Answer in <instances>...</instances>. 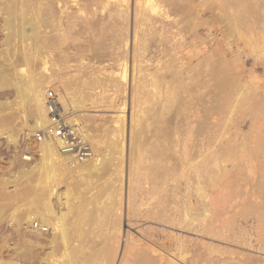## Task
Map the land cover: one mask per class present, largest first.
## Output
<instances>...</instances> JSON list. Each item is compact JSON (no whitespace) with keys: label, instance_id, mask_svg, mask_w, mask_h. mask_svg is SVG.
I'll return each instance as SVG.
<instances>
[{"label":"bare ground","instance_id":"6f19581e","mask_svg":"<svg viewBox=\"0 0 264 264\" xmlns=\"http://www.w3.org/2000/svg\"><path fill=\"white\" fill-rule=\"evenodd\" d=\"M164 1L162 0V3L160 4L159 0H134V5H135L134 11L135 13H141L142 15L144 14L146 15L145 12L147 11L149 12V10H152L153 12L157 13V10L161 8L160 5L168 2V0L167 2L166 0ZM247 1L248 0H228L227 1L228 3L226 2L230 10L232 8H234V10L236 9V11H238L237 8H241L242 10L241 14L239 12L240 17L238 16L230 17V15H228L227 17L221 18L223 21L226 22L230 30H235L236 28H238L237 26H241L245 22L247 23V21H249L247 20L248 16L252 15L253 13L255 17L256 15L260 16V14L262 16V13L264 11L263 10L261 11L260 9L262 6H264V3H258L260 2V0L259 1L255 0L256 1V5H255V2L254 4L252 3L253 0L252 1L249 0L251 3L250 2L247 3ZM172 3L173 2H168L169 6ZM70 4L72 6H75L77 10L74 9V11H72ZM113 6L116 8V9L114 8L115 12L119 14L120 13L123 14L121 18L117 16V14H115L116 15V16L114 15L115 19L116 17H119V19H121L120 21H123L122 18L126 16V14L128 15L129 8H131V0H0V29H1L0 33L3 36L2 38L3 43H1L2 50L0 49V86H1L0 88H2L3 90L4 87L2 86H5L7 89H10V93L16 94V97H14V99L16 98L15 102L18 101L21 105H23V106H19L18 104V107L23 108L27 104L31 106L30 107L31 113L28 112L29 113L28 116L29 119L30 116H32V118L34 119L32 121H35V124L32 127L28 128L29 132L25 134L26 135L25 137L30 135H36L37 132H39L40 130H44V128L49 123L50 112L45 97L46 87L44 88L43 86L39 85L38 84L39 81H37L35 77H30L32 76L31 72H30L31 75L29 74L30 76H26L27 75L26 73L25 77L24 75L23 77H19L17 75L19 74L18 73L19 71L17 70L19 63L22 62L24 66H26L29 62L33 64L32 61L38 60L40 58L39 57L40 53L45 48H47L46 49L47 53H49L47 55L49 56L51 54L50 53L51 51H54L56 53L55 50L64 54L69 49V46H73V45L74 46L72 48L75 47L76 50L79 51L78 48L82 46L80 42L81 41L80 38L85 39V41L84 40L82 41H84L85 44H88V47L91 44L94 46V44L92 43L93 41L92 37L96 39L98 37L97 34L104 31L103 29L104 24L103 25L100 24V21H97L95 19L96 17L94 16H98L97 14L95 15L93 14L94 16L92 15V17H94L95 19L94 20V19H90L88 17L89 14L87 15L86 13L92 8L93 10L95 8L96 9L95 13L96 12L98 13L99 7H100L99 9L101 10L105 9L106 11V9L109 7L113 9ZM228 8H226L224 5V10L225 9L227 10L226 12H228ZM110 12L111 10H109V12L107 13L110 14ZM234 13L232 15H234ZM91 14L92 12L90 13V15ZM236 14H238V12H236L235 15ZM140 15L135 14L136 17L135 22H137L136 21L137 16ZM241 15H243L242 18ZM252 16L250 19L254 18L252 19L254 20L253 22L257 24L258 21V24L261 25L262 28H264L263 27L264 23H262L264 22V18L260 16L261 18L259 17L258 19V17H256L257 20H255L256 18ZM109 18L111 19V17H108L107 18L108 20L105 19V24L107 23L109 25L108 23V21L110 20ZM128 19L125 18V21ZM259 20L263 25L260 23ZM111 21L113 23L114 20ZM249 22L248 25L249 24L252 25L253 22L252 23ZM117 24L119 23L117 22ZM248 25H246L245 27H248ZM256 26L255 29L257 28L262 30L261 26L258 27ZM140 27H142V25ZM241 27L243 28V25ZM245 27L243 28V30H245ZM108 29L110 30L109 27ZM239 29L240 28H238V30ZM139 30L141 31V29ZM260 30H258V32ZM256 35L258 37L259 34ZM101 37L99 38L101 39ZM257 37L256 39L259 38ZM70 40L72 43L69 42ZM261 40L263 39H260L256 42L257 45L258 42ZM18 43H22L25 46L26 52L25 53L23 52L24 54L22 55L19 53L17 54L18 51L16 50V48L18 46ZM70 43L73 45H70ZM78 43L80 45H78ZM261 44L262 43L260 42V45ZM263 45L264 44H262L261 46ZM85 47H87V45ZM82 48L84 49V47ZM103 48L105 47L103 46ZM108 49H110V47ZM76 50L75 52H77ZM71 52L75 53L70 50V52H68L70 54L68 53L67 54L71 55ZM111 53L114 54L112 51ZM43 54H45V52ZM209 55L208 56L211 57L210 53ZM54 56L56 58V55ZM63 56H58V57L62 58ZM80 56L81 55H79L78 57ZM98 56H101V58L103 57L102 54ZM99 59H97L98 62H100ZM87 60H90L89 57ZM205 60L209 61L210 59L207 57ZM48 61L49 59L47 58L46 61L47 68H45V63L43 64L41 59V63L42 65H44V67L42 68H45L44 70L45 71L47 70V72H49L48 64L50 62ZM70 61H67L66 63ZM72 61H75V59L73 60L72 58ZM168 65H166V67H168ZM30 66L31 64L29 65V67ZM37 66L35 67L37 68ZM33 67L34 66L30 68ZM123 69L124 71L122 70L123 73H121L123 74L122 78L126 80L127 79L126 74L129 71L127 72V66H125ZM38 74H40V72ZM38 78L40 79V77ZM81 78L79 81L82 82V86L81 85L80 86L81 88L83 87L82 93H84L83 94L84 96L82 95L83 97L82 96H81L82 98L80 97L82 99L81 103H83L80 105L82 106L84 105L85 102H88V100L90 101V97L86 93L87 92L86 90H88V88H91V90H93L92 88L94 87L95 84L93 83L94 85L93 84L91 85L90 83H88L91 80H88L87 82V80L82 81ZM95 78L97 80V76L92 78L93 82ZM99 78L97 80L98 85L100 81ZM103 81H105V78ZM98 85L96 83V86ZM120 86L121 88H123L122 85ZM177 87L175 89L179 88ZM187 87H189V84ZM183 89L182 90L180 89V91H182L181 92L182 94L184 93L183 91L186 88L184 90ZM90 92L91 91H89V94ZM180 94L177 93L179 103H181V100L179 99ZM171 95L173 96L168 97L170 99L169 103L167 101L166 102L169 104V106L174 103L173 106L176 105V107L178 108L177 104L179 105V103L175 104L177 101V96L175 97L174 96L175 94L172 93ZM172 98H176V99L173 100ZM61 100L63 101V99ZM171 100L174 102L172 103ZM72 101L71 103L67 99L63 101V107L66 112L69 109H72L73 106L75 107V105H78V102L73 105ZM5 102H3V104H5ZM12 103H14V101L7 103V105H9L8 106L9 109L4 108L5 106L7 107V105H3L2 103H0V120L1 117L4 116V115L2 116V111H4L5 109L6 112H3L4 114L9 113V111L11 112L10 118L15 112L18 113V111L22 109L20 108L16 110V108H18L16 106L15 111H13L14 107L13 110L11 109V107L15 103L13 105ZM1 104L4 107H2ZM161 104L160 106L162 107ZM165 105L167 106V104ZM173 106H171L172 108L167 106L166 109H164L165 108L164 107L163 108L164 110L161 109V112H158L157 110H155V112H152L151 116L149 115L150 116L149 120L144 122L143 127L141 126L140 128L141 130L139 129V132L136 131V135L137 132L139 133L138 138L136 135H132L130 133L132 135L130 147L134 152L133 154L132 153L131 154L132 155L135 154V157L131 158L134 166L132 165L133 168L131 167L132 169L130 172V180H129L130 188L128 189V191L132 199H130L131 204L129 205L128 203L129 206L126 213V221L128 224L132 223L138 225L139 223H143V225L142 224L140 226L138 225L140 228L141 227L144 228L142 230L143 233L145 232L144 235L142 234V237L144 236L143 238L136 239L135 236L129 233L127 234V236L123 235V208H121V206H123L121 204L123 201L122 202L119 201L120 198L118 200V197L122 196V194L120 193L122 192L121 190L122 187L120 188L121 185L117 186V182H118L117 179L120 178L119 173L118 174L116 173L119 176L118 177L115 176L116 180L114 181L113 184L110 182L111 185L108 186L105 182V186L106 185L107 186L106 187L104 186L103 189L101 188L102 190L101 191L99 190L100 192H98V194L94 193V196H91L93 192L90 186L92 187L93 183L95 185L97 183L91 182L92 184H89L87 183L89 181L85 182L86 186L85 188H83L84 190L82 189L81 194L82 193L83 195L87 194L88 196L90 194L91 195L89 197L85 196L83 198H81L82 196H79L78 199L81 198L79 203L76 202L78 196L76 197L75 193L77 192H74L75 196L72 195L73 193L72 194L70 193V195L67 194L68 196H65L66 201L64 202L61 201V197H59L60 194H57L58 193L57 188L58 185L61 183L62 179H66L69 176L76 177V175L77 176L83 175L82 176L83 178L84 176L87 177L91 175L97 176L94 173H98L99 171L102 172L103 169L106 170L109 167H112V165H114V162L116 160L115 158V155L117 154L116 150H119L121 148L120 146L121 144L119 143L120 141L119 140L116 141L115 144L112 146L113 151L110 154L111 157L108 155L109 159H107V161H106L107 157H105L106 155H104L106 152L105 150H101L99 152L100 153L99 155L103 154L102 155L103 157H101V159L96 158V156L99 155H95V157H93L92 159L81 161L75 158L74 156L66 155L62 153L60 148L61 146L60 141L54 138L51 134H47V137L42 138L40 143L38 144L39 145L38 152L40 154L39 156L41 157L40 164L38 163L39 164V165L37 164L38 166L36 165L34 168H31L30 169L31 171H29V169L28 170L25 169L26 167L22 168L18 172V177H16V175H12L16 177L15 179L16 185H14L15 187L14 190L10 191L11 189L9 187V184L12 185V183L14 182V178L12 181H9L11 179L8 180V176L10 174L6 176L7 179H5L4 176H2V178L0 177V264H210V263L227 264V260H224L223 258L220 257L225 256V254L226 253L228 254L229 251L220 250L221 245L218 246L220 248V249L218 248L219 249L218 250L217 247L212 245L214 242L210 244L211 241H215L217 238L220 239L221 236L219 237L220 233L218 232V230H216L217 229L216 227L215 229L213 226L214 230H211V224L209 222V217L211 214L209 205L211 203L209 202L210 195L207 188L210 157H211V152L213 153L211 148L213 147L212 145L215 143H219V144L223 143V135H222L223 120L220 118L219 121L217 122V128L213 129L214 126L213 124H211V120L209 117L210 115L209 112L211 110H209L207 106L204 108V110L200 112V115H198L199 113L195 114L193 112L188 111V113L184 114L186 115L185 118H180L181 114L179 113V110L182 109L183 111H185V109L180 108L177 110ZM180 106L185 107V105L183 104L182 105L180 104ZM151 109H153V106ZM150 112L151 110L149 111V113ZM26 113L23 114L25 115ZM7 115L8 114H6L5 116L8 117L9 115L8 116ZM15 115L16 114H14L13 117H15ZM145 115H147V112ZM146 117L148 119V116ZM195 124H197V126H195ZM211 126H213V128ZM178 130H183V135L186 137V139L182 140L181 142L184 152V155L182 154V158L178 154V148L180 146V136L178 135ZM242 132L243 134H245L243 146L246 149H251V147L253 146V145L251 146V137H250L251 133L246 134L244 130ZM115 135H117V133ZM142 135H144V138L142 137ZM2 136L4 135L3 132H1L0 130V137ZM14 136L15 138L17 137L16 135ZM140 136L142 137L141 139ZM8 138H9L8 140H10V143L14 142L15 140L12 137V134L8 135ZM97 150H99V147ZM23 160H31V159L28 156V157H24ZM23 160H21V162ZM130 161L129 163H131ZM109 170H110L109 172L110 175L112 172L110 168ZM109 170L106 171L108 172ZM7 171L5 174H7ZM14 171L12 170V172ZM9 173L11 172L9 171ZM114 173L115 171L111 174L112 176L110 177H113ZM98 175L100 176V174ZM99 176H97V178H99ZM102 177L103 179L105 178L104 176ZM93 178H89V179L92 180ZM262 179H264V176ZM112 180L113 179H111V181ZM101 182L103 181H100V184ZM118 183H120V180ZM72 189H74V187ZM79 191L81 190L79 189ZM257 191L260 192L258 193L260 196L263 195L264 197V181L258 184ZM261 201L262 203L260 202L259 206L254 205L255 206L254 208H257L255 210L258 211V213L256 214L257 217L255 218L256 219L255 223H253L254 226L252 225L254 229L251 227V229L248 231L249 228L248 227L247 229L245 228L247 232L244 233V235H242V237L240 238L235 237L234 239H232L233 240L232 242L240 245L243 249L246 248L256 249L257 251L264 253V206H263L264 200L262 199ZM254 208H252V210ZM255 210L253 211L255 212ZM158 222H160V224ZM145 225H149V226L145 228L144 227ZM45 231H47L46 234L47 236H45L44 234ZM192 235L198 238L194 242H197V240L199 241V239L205 242L210 241L209 244H201L197 242L198 245L201 244L202 248L205 249L203 250L201 248L203 252L207 251L206 254L207 253L211 254L210 251L214 250L219 256L216 257L210 256V260L209 259L206 260V255H204L205 258L203 257L204 259L203 261H201L199 259L201 255H199L198 252L194 251L197 247L200 246L194 244V242L192 241L193 240ZM188 236L191 237V240L187 239ZM225 237L226 236H224V238ZM123 238L125 239L124 241L125 245H124L123 253H121L122 255L119 257L120 254L119 249L121 248L120 246L121 243L123 242L122 241ZM192 246L196 248L192 249L193 248ZM214 251L213 254L211 255H215ZM231 252L232 251H230V253ZM191 253L194 254L189 258V255H191ZM234 253H233V258L231 257L233 260L238 258V257L234 258V256H237V252L236 255H234ZM241 254H239L240 257H242ZM245 256L246 255L244 254V258ZM231 258L230 260H232ZM234 262H236V260H234ZM239 264H246V262L243 263V261H241L240 259Z\"/></svg>","mask_w":264,"mask_h":264},{"label":"rangeland","instance_id":"374dc122","mask_svg":"<svg viewBox=\"0 0 264 264\" xmlns=\"http://www.w3.org/2000/svg\"><path fill=\"white\" fill-rule=\"evenodd\" d=\"M159 1H160L159 3L161 4L162 0ZM227 1L228 0H172V1L168 0V2H173L171 4L173 6L171 5L169 6L166 0L167 3L160 5L161 8L160 9L158 8L159 10H157V13L159 15L156 12H153L152 10H149V12L146 10L148 13L145 12L146 15L145 14L142 15L141 13H135L134 0H131V8H129L130 13L128 12V15L126 14V16H124L127 19L129 18L128 20L130 21L128 20L125 21V18L124 17H123L124 19L122 18V20L125 22L126 25L124 24L123 21H120L121 19H119V17L121 18L123 14L121 13L119 14L115 12L114 6L113 9L111 7H109L110 9L107 8L106 11L105 9H103L104 11L99 9L100 8L99 7L98 13L97 12L95 13L96 9L94 8L93 10L92 8L88 12L87 11L85 12H87L86 13L87 15L89 14L88 17L90 19H94V17H96L95 19L97 21H100V24L102 25L104 24L103 25L104 31H102L103 30L102 29L101 30L102 32L98 34L96 33L98 35L97 38L100 39L99 37L102 36L101 39H103L104 41L92 37L93 40L92 43L94 44V46L91 44L93 47L91 45H90L91 47L90 46L88 47V44L84 43L85 39L80 38L81 40L80 42L82 46L78 48L79 49L78 51L76 50L75 47L72 48L74 45L71 44L72 42L70 40L69 41L71 42L70 45L73 46H69V49L73 52H75V50L77 51L75 53L71 52L72 57L71 55H68L70 54L68 53L70 52L69 49L67 50V52L65 51L66 53L64 54L55 50L56 53L58 52L61 55L58 53L57 55L54 51H51L50 52L51 54L49 56L47 55L49 54L47 53L46 50L47 48H45L42 51L43 53L45 52V54L41 52L39 55L40 61L37 58L38 60L32 61L33 64L31 62L28 63L29 65L31 64L30 67L32 66L35 67L38 64L39 66V67L37 66L38 69L35 67L37 70L34 67L30 68L29 65L27 64L29 67L28 68L26 64H25L26 66H24V64L20 62L17 68L19 74L17 75L19 77H23L24 75L25 77L26 73H27L26 76H30L32 74V76L30 77H35L37 81H39L38 82L39 85L43 86L44 88L46 87L45 94H47L49 91L55 92L58 100V108L60 113L63 116H65V118L69 123L72 124L76 123L83 129L85 135L93 144L95 155H99L100 154L99 152L101 150H105L106 152L104 155H106L105 157H107L106 158L107 161V159H109V156L111 157L110 154L113 151L112 146L115 144L116 141L118 140L120 141L119 143L121 145L119 143L118 144L121 146V148L119 150H116L117 154L115 155L116 160L114 162V165H112V167H109L112 173L115 171L113 175L114 178L110 177L112 176L111 175L112 173L109 175L110 172L109 168L106 169L109 170L108 172L105 169H103L104 172L99 171L98 173H94L97 176H99L98 174H100L99 178L93 175L88 176L89 178H93V177L95 178V179L93 178L92 180L89 179L87 176H84L83 178L82 177L83 175L81 176L79 175L80 178L77 175L76 177L69 176L72 182L69 179V177L66 179H62L61 183L63 185L61 183L58 185L57 194H60L59 197H61L62 202L66 201L65 196L70 195V193L71 194L73 193L72 194L73 196H75L76 194V197L78 196L76 202L79 203L81 198L85 196L89 197L91 195L90 194L88 196L87 194L86 195H83V193L81 194L82 189L85 188L86 186L85 182L89 181L87 182L89 184H92L93 182L98 184L95 185L93 183L92 187L90 186L93 192L91 196H94V193L98 194V192H100L104 188L105 182L108 186H110L111 183L113 184L114 181L116 180L115 176L118 177L120 175V178L117 179L118 182L120 180V183L117 182V186L121 185L120 188L122 187L121 188L122 192H120L122 196L118 197V200L120 198L119 201L121 202L123 201L122 203L120 202L123 205L121 206V208H123V235L127 236V234L129 233L135 236L136 239L143 238L144 236L142 237V234L144 235L145 232L143 233L142 231L144 229L143 227L141 228L139 227L141 224L143 225V223H139L138 226L137 224H132V223L128 224L126 221L127 209L128 206L131 204L130 199H132L128 191V189L130 188L129 185L130 172L134 166L131 158L135 157V154L132 155L134 152L130 147L131 138L132 135H136V131L139 132V129L141 128V126L143 127L144 122L149 120V117L151 116L152 112H155V110L161 112V109H163L164 107H165L164 109H166L167 106L168 107L173 106L174 101L172 100L171 102L173 104L171 102L170 103L172 105L169 106L168 104L170 101L168 97L173 96L171 95V93L175 94L174 96L176 97L177 93L180 94L182 92L180 91V89L182 90L183 88L184 89L186 88L187 89V90L185 89L186 91L183 89L184 95L182 93H181L182 95L181 94L179 95L180 96L179 99L181 100V103H179L178 101V96H177V101L175 100L176 101L175 104L179 103V105L177 104L178 108L176 107V105L173 106L177 110L180 108L185 109V111H183L182 109L179 110V113L181 114L180 118H185L186 115L184 114L188 113V111L193 112L195 114L199 113L198 115H200V112L204 110V108L207 106L209 110H211L209 112L210 113L209 117L211 120V124H213L214 126V128L213 126H211L213 129L217 128V122L219 121L220 118L223 120V131H222L223 143L222 144L215 143L212 145L213 147L211 146L213 153L211 152L209 175H208V186H207L210 195L209 202L211 203L209 205V209L211 213L209 217L211 230H214V228L216 227L217 229L216 228L215 229L218 230V232L220 233L219 237L220 236L221 237L220 239L217 238L215 241H211V242L210 241L205 242L200 239L199 241L197 240V242L201 244H209V242L210 244H212L214 242L212 245L217 247V249L219 248L218 246L221 245L222 247L220 246L221 248V249L219 248L220 250L229 251L228 254L226 253L227 252L226 251L225 256L220 257L223 258L224 260H227V264L229 263L239 264L240 259L241 261H243V263L246 262V264H264L263 261L264 253L259 252L256 249H250V248H249L250 250L247 248L243 249L240 245L232 242L233 241L232 239H234L235 237L240 238L242 237V235H244V233L247 232L245 228L247 229L248 227L249 228L248 231L251 229V227L253 228L254 226L253 223H255L256 220L255 218L257 217L256 214L258 213V211L255 210L257 208L254 207L259 206L260 202L262 203L261 200L262 199L264 200L263 195H261L262 196L261 197L258 194L260 192L257 191L258 184L264 181V179H262L264 176V170H263L264 168V164H263L264 163V45L261 46L262 44H264L263 43L264 31H262L264 30V28H262V26L258 24V21L257 24L254 23L253 22L254 20H252L254 18L250 19L252 15H253L252 17H255L253 13L247 18V20L249 21L252 20V21L250 22L247 21V23L245 22L246 24L245 23L242 24L243 28L246 25H248V22L249 23L253 22L252 25L249 24L250 26L248 25V27H245V30H243V28L241 27L242 25L237 26L238 28H240L239 30H241L239 31L238 28H236L235 30L237 32L235 30H230L226 22L223 21L221 18L227 17L228 15H230V17L231 16L240 17L239 15L241 14L242 10L241 8H237L238 11H236V9L234 10V8H232L233 11L232 9L230 10L227 6L228 3ZM249 2L250 1L248 0L247 3ZM254 2L256 5L255 0L252 1L253 4ZM258 3H264V2L263 0H260V2ZM224 5L226 8H228V12H226L227 11L226 9L224 10ZM70 7L72 11L76 9V7L72 6L71 4ZM262 7L260 10L264 11V6ZM109 10H111L110 12V14L112 13L111 15L107 13L109 12ZM234 11L235 13L238 12V14L235 15ZM91 12L92 14L90 15ZM233 13L234 15H232ZM263 13L262 16L260 14L262 18H264ZM93 14L94 15L97 14L99 17L94 16ZM115 14L119 16L116 17V19H115L116 16ZM135 14L137 15L141 14L140 16H137V20H136L137 22H135L136 19ZM92 15L94 17H92ZM243 15H241V18L243 17ZM149 16L151 19L149 18ZM260 16L256 15L258 19ZM108 17H111V19L109 18L110 19L109 21L111 23L108 21L109 25L107 23L105 24V19L108 20L107 19ZM111 20H114L113 23ZM255 20H257V18ZM117 22L119 24H117ZM254 24H256L257 26ZM141 25L142 27H140ZM255 26L256 27L261 26L262 30L257 28L256 30ZM108 27L110 28V30L108 29ZM139 29H141V31ZM134 30L135 32L137 30V32L135 33ZM258 30H260L261 32L260 31L258 32ZM119 32L123 37L120 35ZM256 34H259L258 37L260 39H263L258 42V45L256 42L260 39L257 37ZM109 37L110 38L112 37L111 38L112 40ZM256 37L258 39H256ZM2 38L3 36L0 33V49L2 48L1 43H3ZM260 42L262 43L261 45ZM79 43L78 45H80ZM22 45H23L22 43H18V46L16 45L17 46L16 50L18 51L17 54L19 53L22 55L26 52L25 46L23 45L24 47L23 48ZM86 45L87 47H85ZM103 46L106 48V50L105 48H103ZM82 47H84V49ZM109 47L110 49H108ZM111 51L114 54H112ZM88 52L89 54L90 53L91 54L89 55ZM98 53L102 54L103 57L101 58V56H98L100 55ZM209 53L211 54V57L213 55L215 59L213 57L212 58L215 61L211 57H209L210 56ZM77 54L78 56L79 55L81 56L78 57ZM54 55H56V58ZM58 56H63L62 58L64 60L61 57L59 58ZM88 57L90 60H87ZM205 57L206 58L208 57L210 60L209 61L205 60L206 59ZM47 58L51 62L50 64V62L48 61L49 72H47V70L46 71L44 70L45 68H47V64H46ZM72 58L73 60L75 59V61H72ZM76 58L78 61L76 60ZM41 59L43 64L45 63V68H42L44 67V65H42ZM97 59H99L100 62H98ZM67 61L70 62L66 63ZM166 65H168V67H166ZM125 66H127V72L129 71L126 74L127 75L126 80L122 78L123 74H121L123 73L122 70L124 71L123 68ZM39 72L40 74H38ZM83 73H85L86 75ZM36 76L40 77V79ZM95 76H97V80L100 77L99 78L100 86L98 85L96 78L94 79V82L92 81L93 80L92 78H94ZM80 78L82 81L87 80V82L88 80H91L92 83L91 81L88 82L91 85L93 83L95 84V85L93 84L94 87L92 86L93 90H91V88H88V90H86L87 92L84 90L89 95L91 102L88 100L89 103L85 102L84 105L82 106L80 104H83L81 103L82 101L81 98L84 96L83 95L84 93H82L83 87L81 88L82 82L79 81ZM104 78L105 81H103ZM107 78H109L110 80ZM96 83L98 86H96ZM188 84L189 87H187ZM120 85H122L123 88H121ZM175 85L177 86L179 85L178 86L179 88ZM2 87H4L5 89L3 88L2 90V88H0L1 89L0 103L3 104V102L7 101L5 102V104H3V105H7V103L14 101V103L17 105L12 103V105L14 104L12 106L10 104L12 106V107L10 106L12 110L14 107L13 111H15L16 106L18 107V104L19 106H23L18 101H17L18 103L15 102L16 99V98L14 99V97H16L15 93H10V89H7L5 86ZM176 87L179 90L175 89ZM89 91H91L90 94ZM11 94L13 95V97ZM61 99H63V101L67 99L70 103L73 100L72 104L74 105L75 103L78 102V105H75V107L73 106L74 109L73 108L69 109L66 112L64 110L63 101ZM172 99L174 100L176 98H172ZM159 103L160 104L162 103L161 104L162 107L160 106ZM165 104H167V106ZM180 104L185 105L186 108L184 106L183 107L180 106ZM3 105L2 107H4ZM8 106L9 105H7V107L5 106L4 108L9 109ZM152 106L153 109H151ZM157 106L159 107L160 110L158 109ZM30 107L31 106L28 104L23 108L18 107L16 108V110L20 108L22 109L25 108L24 110L21 109L20 111H18V113L16 112L14 113L10 109L14 114L19 115V116L15 115V117H13L14 114L13 115L11 114L12 115L11 118H10V113H11L10 111L9 113H5V114L3 112H6V109L2 111V116L3 115L5 116L6 114H8L9 116L8 115H7L8 117L3 116L1 117L0 120L1 121L0 130L1 132H3L4 135L0 137V174H1L0 177L1 178L2 176H4V178L7 179L6 176H8L9 174L11 176L16 175V177H18V172L22 168L26 167L25 169L27 170L29 169V171H31L30 170L31 168H34L38 163L40 164L41 157L39 156L40 154L38 152L39 151L38 144L40 143L39 138H37L36 135H30L25 137L26 136L25 134L29 132L28 128L32 127L35 124V121H32L34 120L32 116H30V119L28 116V114L31 113ZM150 110L151 112L149 113ZM145 111L147 112V115H145L146 114ZM23 113H26L27 115L25 114L26 115L25 116ZM146 116H148V119ZM195 126H197V124H195ZM243 130L244 132H246V134L251 133L250 136L251 146L253 145L251 149H246L243 146V142L245 139V134H243L242 132ZM138 132L136 135L137 138L139 137ZM116 133L117 135H115ZM11 134L15 140H18V141L14 140V142H12L13 144L10 143V140H8L9 139L8 135ZM14 135H16L17 137L15 138ZM178 135L180 136V146L178 148V154L182 158V154L184 155V152L181 142L182 140L186 139V137L183 135V130H178ZM142 137L144 138V135H142ZM142 137L140 136V139ZM98 147L99 150H97ZM102 155L96 156V158L101 159V157H103ZM28 156L31 160H23L24 157H28ZM21 160L23 161L21 162ZM129 161L131 163H129ZM25 163L28 165H26ZM5 170L6 171L8 170L7 174H5L6 173ZM12 170L13 171L15 170L16 172L15 171L12 172ZM9 171L11 173H9ZM116 173L117 174L119 173V175H117ZM10 175L8 176V180L11 179L9 181H12L14 178V182L12 183V185L9 184V187L11 189L10 191H12L15 189L14 185H16L15 182L16 177L15 176L11 177ZM102 176H104L105 178L103 179ZM111 179L113 180L111 181ZM98 180L103 182H101L100 184V181ZM73 187L75 190L72 189ZM79 189L81 191H79ZM94 190L97 191L95 192ZM74 192H77L78 194L77 193L74 194ZM79 196L82 197L78 199ZM252 208H254L253 210H255V212L252 210ZM158 223L160 224V222ZM149 225H145L144 227L146 228ZM44 234L45 236H47L46 235L47 231H45ZM193 236L194 235H192L193 238L192 241L194 242L198 238H196V236L194 237ZM224 236H226L225 238L229 240H226ZM188 237L187 239L191 240V237L190 238ZM124 238L122 240L123 242L121 241L122 243L120 246L121 248L119 249L120 250L119 257L122 255L121 253H123V249L125 245ZM197 242H194V244H197ZM201 244L200 245L197 244L198 246H200L197 248L194 247L196 245L192 246L193 247L192 249L196 248L194 251L198 252V254L201 255L199 257L201 261H203V259L205 258L204 255H206V260L208 259L210 260V256H214V257L219 256L214 250L213 251L215 252L214 253L215 255H211L213 254L212 250L210 251L211 254L208 253L206 254L207 251L203 252V250L205 249L202 248ZM198 250L199 251L202 250V251L199 252ZM230 251H232L231 252L232 254L230 253ZM236 252H237V256H234V258L238 257L237 258L238 260L234 259L236 260V262H234L232 258H233V253L234 255H236ZM193 254L191 253V255H189V258ZM239 254H241L242 257H240ZM244 254L247 256V258L246 256L244 258ZM230 258L232 260H230ZM231 261H233L234 263Z\"/></svg>","mask_w":264,"mask_h":264},{"label":"built area","instance_id":"2783aa9c","mask_svg":"<svg viewBox=\"0 0 264 264\" xmlns=\"http://www.w3.org/2000/svg\"><path fill=\"white\" fill-rule=\"evenodd\" d=\"M46 101L49 107V123L37 132L36 137L41 141L51 134L61 143V152L66 155L74 156L79 160H89L95 156V150L91 141L85 135L83 129L67 121L58 108V100L54 91L46 94Z\"/></svg>","mask_w":264,"mask_h":264}]
</instances>
